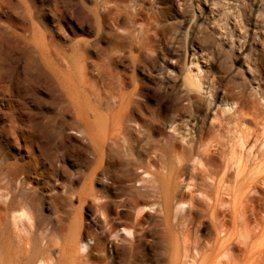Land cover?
<instances>
[{
  "label": "rangeland",
  "instance_id": "1",
  "mask_svg": "<svg viewBox=\"0 0 264 264\" xmlns=\"http://www.w3.org/2000/svg\"><path fill=\"white\" fill-rule=\"evenodd\" d=\"M237 102L249 113L242 126L264 131V0H0L8 232L31 234L38 258L48 244L75 264H264V191L250 199L252 165L232 159L234 135L217 131L225 156L209 184L190 180L191 165L181 177L175 158L139 168L117 142L128 113L133 136L137 124L156 123L155 138L178 127V150ZM159 171L156 184L138 180ZM152 185L156 196L136 207V190Z\"/></svg>",
  "mask_w": 264,
  "mask_h": 264
},
{
  "label": "bare ground",
  "instance_id": "2",
  "mask_svg": "<svg viewBox=\"0 0 264 264\" xmlns=\"http://www.w3.org/2000/svg\"><path fill=\"white\" fill-rule=\"evenodd\" d=\"M194 78L195 77L191 78L192 79L191 82H193V86H195V88H199V89L201 88L202 89V84H203L202 79L199 77V79L195 78L197 80L194 81L193 80ZM191 82L189 81L188 83H191ZM188 83H187V85H188ZM211 105L216 106V103H211ZM236 105H238V106H236V108L230 107L229 110L226 111L225 113H219L218 114L214 110L215 116L212 120L211 127L205 131L203 128L204 125L201 126V125L197 124L196 128L194 130V132H196V134L189 137L188 139L185 137L186 139L185 140L183 139L184 143L181 145V147L178 150L176 149L177 147H175L177 144L176 141L178 140V138L175 134L180 133V131H181V130H178V127L174 128L173 132H176V133L172 132L173 133L172 135L164 136L162 138H155V136L153 134V128L156 125V123H149L148 125L137 124L134 127L135 131H136V135L133 136L131 133V129L129 128V126L127 124L130 121V117H129L128 113H125L122 120H120V122H119L118 130H117V142H118L119 146L122 148V151L124 152V155L126 156V159L129 160L130 159L129 157L131 155L134 156L135 161L137 163V166L139 168L145 169L148 166H151L152 164L154 165L157 162H160L161 165L165 168L166 165L169 163V161H171V159L175 158V161H177V164H178V170L181 174V177H183V175L185 173L184 171L187 169V167H189L191 165V171H190V177H189L190 180H192L194 182V181H196L195 177L201 175L204 177L205 180L207 179L206 181H208V179L212 180L213 176H217L221 171L220 170L221 165L219 164L220 162H218V164H216L215 162L219 158H221L223 160L224 159L223 157L225 156L224 155V152H225L224 143L221 140H219V138H218L219 135H221L223 137V135L219 134V133H222V130H224V132H225L224 135H228L230 137H232L234 135V138L237 139L236 144H237V146L240 147V149L235 148V147L232 149V151H231L232 159H234L233 157H235L236 155H240V156L246 155L248 157V160L250 161L249 163H251V165H252L251 170H250V175L248 176V185H249L250 199L254 200L257 197H259V195H262V194H260L261 193L260 189H262L264 191V131L260 130L259 126H256L253 128H247V127L242 126L243 123L249 119V113L244 110V107L240 103L237 102ZM86 128H87L88 134L91 138L93 148L95 149V152L99 156L98 159H100L101 148L98 145L99 143L97 142V139H96L95 130H94L93 126L90 124H87ZM218 130H219V133L217 132ZM211 133H212V136H209ZM152 153L154 155H151ZM143 156H145L147 158H143ZM172 161L174 162V160H172ZM174 164L176 165V162H174ZM211 164L217 165V168L216 167L212 168ZM229 164H231L230 160L227 161V166H229ZM162 166H160V167L163 168ZM156 168H157V166H156ZM233 169L235 170V168H233ZM158 170L156 169V172H158ZM167 170H168V168H167ZM160 171H159V173H155L156 178H154V177L149 178V176H148L147 178L142 177V178H139L138 180L145 181L147 183L152 182V184H154L156 181H161V179L163 178L161 176L162 173H160ZM169 171H171V173H173V169L169 170ZM169 171H167V172L169 174H171ZM17 173L20 174L21 172L18 171V169H17ZM226 173H227V171L224 169V172L222 173L220 181H222L224 179V176ZM177 174H178V172H177ZM166 175H168V174H166ZM19 176H20V182H22L21 175H19ZM238 176H239V173H238ZM209 183L210 182L208 181V184ZM194 184H196V183H194ZM226 184H227V181H226ZM8 186H10V180H7L3 184L0 185V192H3V189H6V188L8 189L9 188ZM152 186H153V189H152ZM152 186L146 187L145 188L146 191H144L145 189L143 190L144 193L142 192L143 193L142 196L140 195V193H141L140 190L139 191L136 190L135 195L139 196L136 198L133 195L136 199L135 202H133V203H136V207H141L143 204L148 203V201H150L149 198L151 196L152 197L156 196V194H155L157 192L156 187L154 185H152ZM148 188H151V189H148ZM92 194H93V196H96L95 189H92ZM132 194H134V193H132ZM198 194H199L198 190L192 191L191 202L193 200L196 201ZM157 196H158V194H157ZM0 197H5V196L3 193H0ZM1 200H2V198H1ZM11 202H12V200H11ZM11 202H6L5 204L0 203V264H30L33 261H36V264H75L74 261H70L69 259L55 260V258H53V251L48 244H45L42 247V249H43L42 254L43 255H41V257L38 258L39 256H37L38 253H37V250L35 248L34 237L31 234L25 233L24 232L25 230L22 228L17 227L18 231H17V233L14 232L16 235L14 237L15 240H13L12 236H14V235H11L8 232L9 228L7 229V227L9 225L7 226V224L5 222L8 220V219H6V217L9 214V211L12 208H14L13 202L12 203ZM226 203H228V202H226ZM139 213H141V212L139 211ZM138 214H137V216H138ZM190 214H192V213H190ZM17 218L18 217H16V216L14 217L15 222H17ZM223 224H225V223H223ZM223 224H222V226H223ZM246 232H247V229H246ZM245 234H247V233H245ZM118 235L116 237H120ZM249 235H250V232H249ZM113 236H115V235H113ZM93 237L96 240L95 244L97 246V244L99 243V241H97V240H99V237L95 233L93 234ZM239 239L241 240V238H239ZM241 242H242V240H241ZM224 243L223 244L221 243L222 247L228 248V246L225 245ZM230 245H232V243ZM263 254H264V252H263Z\"/></svg>",
  "mask_w": 264,
  "mask_h": 264
}]
</instances>
